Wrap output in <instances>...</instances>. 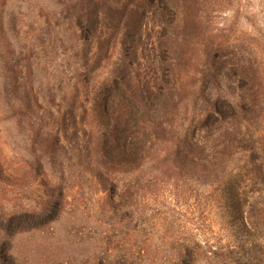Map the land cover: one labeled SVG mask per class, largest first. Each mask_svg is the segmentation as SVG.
<instances>
[{"label":"trees","instance_id":"obj_1","mask_svg":"<svg viewBox=\"0 0 264 264\" xmlns=\"http://www.w3.org/2000/svg\"><path fill=\"white\" fill-rule=\"evenodd\" d=\"M54 1L58 87L34 86L32 38L3 46L0 122L15 133L2 141L10 155L0 145V190L16 188L34 202L23 214L49 219L44 164L61 168L63 158L93 177L112 215L124 212L133 229L138 216L154 219L161 232L145 239L172 264H264L263 34L255 54L246 39L229 48L214 25L233 0ZM165 184L207 189L217 232L201 219L196 230L209 232L179 241L186 227L156 207ZM3 232L0 264H17L1 256Z\"/></svg>","mask_w":264,"mask_h":264},{"label":"rangeland","instance_id":"obj_2","mask_svg":"<svg viewBox=\"0 0 264 264\" xmlns=\"http://www.w3.org/2000/svg\"><path fill=\"white\" fill-rule=\"evenodd\" d=\"M233 1L235 6L216 15L218 22L214 27L217 32L228 35L229 48L246 39L251 54H255L254 47L262 38L260 33L264 36V0ZM0 4H3L0 64L5 61L3 46L7 42L17 51L32 38L31 54L35 57L30 61L36 79L34 86L40 82V90L48 83L53 89L58 87L63 67V42H59L60 37L63 41V19L56 1L0 0ZM11 8L17 24L15 30L9 28L8 9ZM45 12L50 17L48 22L45 21ZM38 43L46 45L44 51L37 46ZM3 82L0 66V92ZM14 133V125L9 120L0 122V145L7 156L10 155V145L2 144V141L9 143ZM64 160L62 158L61 168L57 164H44L43 176L52 190L51 203L55 209L47 220H40L38 214H23L20 207L34 202L16 194V188L6 192L0 190V229L5 234L1 256L9 261L7 256L10 254L17 264H172L162 249L148 245L150 241L145 239L150 234L151 239H156L161 232L158 224L153 226L154 219L147 223L138 216L141 224H136L137 229H133V222L121 218L120 214L125 216L124 212L112 215L110 205L93 177L76 166H65ZM160 192L156 207L168 213V217L180 227H186V230L179 229V241L206 235L209 232L206 226L195 228L201 219L205 225L209 221L211 229L217 232V216L209 206L207 189L194 186L174 188L165 184Z\"/></svg>","mask_w":264,"mask_h":264}]
</instances>
